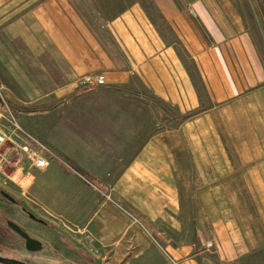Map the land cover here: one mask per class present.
I'll use <instances>...</instances> for the list:
<instances>
[{"label": "rangeland", "instance_id": "obj_1", "mask_svg": "<svg viewBox=\"0 0 264 264\" xmlns=\"http://www.w3.org/2000/svg\"><path fill=\"white\" fill-rule=\"evenodd\" d=\"M233 1L236 17L264 57V0ZM18 2L0 0V81L22 78L23 69L15 68L22 54L13 33L21 14ZM114 7L104 5L113 15ZM91 88L67 104L60 102L51 115L13 114L44 146L41 153L50 167L37 169L11 141L3 148L0 264L9 259L125 264L147 246L162 253L167 264H185L172 261L169 250L188 244L203 251L199 264H224L213 242L223 228L243 255L242 264H264V182L254 171L256 152L264 145L262 93L204 100L189 108L182 101L159 99L141 80ZM20 144L36 149L30 140ZM56 150L70 153L101 184L90 182ZM9 220L40 240L42 249L28 250Z\"/></svg>", "mask_w": 264, "mask_h": 264}, {"label": "crops", "instance_id": "obj_2", "mask_svg": "<svg viewBox=\"0 0 264 264\" xmlns=\"http://www.w3.org/2000/svg\"><path fill=\"white\" fill-rule=\"evenodd\" d=\"M17 1L21 14L13 33L22 62L15 68L23 69L22 78L1 79L0 99L39 108L35 113L11 108L18 117L51 115L60 102L87 94L93 88L74 93L89 75L104 79L95 87L119 88L141 80L159 99L182 101L189 108L252 92L264 96V57L236 17L233 0ZM104 5H114L115 14ZM56 151L86 178L100 181L70 153ZM255 166L256 179L264 182V145L256 152ZM213 242L224 264H242L227 230L217 232ZM202 252L194 244L169 250L172 261L185 264H199ZM125 264H167V258L147 246Z\"/></svg>", "mask_w": 264, "mask_h": 264}, {"label": "built area", "instance_id": "obj_3", "mask_svg": "<svg viewBox=\"0 0 264 264\" xmlns=\"http://www.w3.org/2000/svg\"><path fill=\"white\" fill-rule=\"evenodd\" d=\"M84 85L97 86L104 83L101 76L89 75L82 79ZM13 110L8 102L0 99V156L3 148L12 142V148L21 147L25 150L35 166L45 169L50 165V160L41 152L45 150L44 146L33 139L16 121ZM11 125V128L9 127ZM30 140L36 149H29L26 145L21 146L20 141Z\"/></svg>", "mask_w": 264, "mask_h": 264}, {"label": "water", "instance_id": "obj_4", "mask_svg": "<svg viewBox=\"0 0 264 264\" xmlns=\"http://www.w3.org/2000/svg\"><path fill=\"white\" fill-rule=\"evenodd\" d=\"M2 194L4 196H6L10 201L12 202H17L16 198H14L12 195L8 194L5 191H2ZM30 216L32 218H36L37 217L33 214L30 213ZM40 221H44L42 219H39ZM9 226L14 229L18 234H20L26 241V246L29 250L31 251H38L42 249V242L36 238H33L32 236H30V234L24 230L19 224H17L16 222L9 220L8 221ZM8 264H25L24 262L18 261V260H14V259H9L7 260Z\"/></svg>", "mask_w": 264, "mask_h": 264}, {"label": "trees", "instance_id": "obj_5", "mask_svg": "<svg viewBox=\"0 0 264 264\" xmlns=\"http://www.w3.org/2000/svg\"><path fill=\"white\" fill-rule=\"evenodd\" d=\"M91 86L89 85H84V86H81L79 88H77V90L75 91L74 94H78L80 92H84L88 89H90ZM10 107L13 109H16V111H19V112H22V113H35L38 111L39 108H25V107H15L13 104H10ZM90 182H92L94 185H98L99 183L97 181H94V180H90Z\"/></svg>", "mask_w": 264, "mask_h": 264}, {"label": "flooded vegetation", "instance_id": "obj_6", "mask_svg": "<svg viewBox=\"0 0 264 264\" xmlns=\"http://www.w3.org/2000/svg\"><path fill=\"white\" fill-rule=\"evenodd\" d=\"M29 215H30V213H29ZM34 219H36V218H34ZM37 220H39V219H37ZM40 221V220H39ZM40 222H43V221H40ZM25 247L27 248V246H26V241H25ZM28 249V248H27ZM29 250V249H28ZM19 261V260H18ZM21 262H23V261H21Z\"/></svg>", "mask_w": 264, "mask_h": 264}]
</instances>
